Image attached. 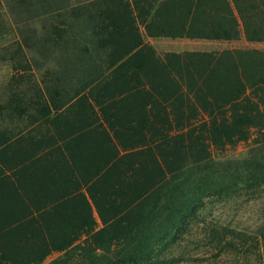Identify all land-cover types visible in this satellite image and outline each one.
I'll return each instance as SVG.
<instances>
[{"label": "rangeland", "instance_id": "1", "mask_svg": "<svg viewBox=\"0 0 264 264\" xmlns=\"http://www.w3.org/2000/svg\"><path fill=\"white\" fill-rule=\"evenodd\" d=\"M191 2H165L151 17L153 0H118L114 4L92 0L76 16L80 25L73 27L75 34L65 44L42 43L50 30L39 25L35 13L30 22L26 20L31 27L23 23L26 16L14 17L20 22L19 31L30 38L29 45L18 33L0 30V113L6 107L13 116L11 108L28 106L22 94L32 92L37 103L29 106V114L35 115V109L45 108L38 93L44 90L56 107L69 104L68 129L72 135L82 133L69 141L70 184L63 166L47 194L43 189L31 190L29 204L7 185L0 167V226L8 220L21 219L28 225L62 227L69 221L79 225L85 218L82 193L87 195L91 190L111 194L113 183L123 171L139 160L151 161L148 153H131L136 150L162 148L161 155L175 160L178 167L185 163L207 164L210 156L214 160L246 157L257 130H252L245 141L238 132L227 139L210 129V73L202 72L208 69L211 52H264V42H248L243 35L231 41L210 39V22L213 19L220 24L216 19L225 15L224 6L217 0H208L203 11L191 13ZM127 5L128 9L123 8ZM99 9L106 11L105 19L113 21V32L96 30L104 18L98 15ZM29 30L36 33L29 35ZM133 48L139 55L127 60L128 50ZM200 78L203 81L199 83ZM216 94L219 102L226 98L225 92ZM1 116L3 111L0 121ZM18 118L13 116L12 120ZM4 129L5 126L0 131V143L5 140ZM108 131L114 132V139L107 137ZM122 155L123 160H114ZM113 161L115 164L107 172ZM195 167L189 168L187 175H195ZM202 173L210 175V164ZM257 196L248 201L239 196L226 204L212 203L207 191L201 217L183 227L180 234L184 261L179 264L263 263L264 243L261 247L257 244V233L264 226V205ZM89 202L96 227L101 228L96 208ZM213 221L219 223L218 229L224 227L228 240L233 237V242L240 245L224 247L223 253L214 251L210 244ZM60 254L52 252L40 264H48Z\"/></svg>", "mask_w": 264, "mask_h": 264}, {"label": "trees", "instance_id": "2", "mask_svg": "<svg viewBox=\"0 0 264 264\" xmlns=\"http://www.w3.org/2000/svg\"><path fill=\"white\" fill-rule=\"evenodd\" d=\"M91 1L0 0V30L10 29V32L18 33L19 38L29 45L30 38L19 31L20 22L14 17L26 16L23 23L29 27L26 20L30 22L35 13L39 25L50 30L42 43L65 44L75 34L73 27L80 25L76 16ZM171 1L153 0L150 16H155L165 2ZM217 1L224 6L226 13L217 19L212 14L220 24L212 19L210 39L231 41L243 35L248 42H264V0ZM109 2L114 4L118 0ZM207 2L192 0L191 13L203 11ZM112 12L115 14L114 8ZM98 13L104 17L106 11L99 9ZM113 29V21L104 17L96 30L107 33ZM27 33L34 35L36 31ZM135 49L128 50L127 60L139 55ZM206 73H210V129L227 139L238 132L245 141L252 130H257V138L252 141L245 158L214 160L210 156L207 163L210 164V175H207L202 173L207 165L205 162L185 163L178 167L175 160L161 155L162 148L131 152L141 156L148 153L151 161L143 163L139 160L123 171L113 183L111 194L91 190L87 195L82 193L85 218L79 225L73 221L62 227L39 223L28 225L25 219L3 223L0 226V264H40L52 252L61 254L48 264H179L184 261V254L180 253V234L183 227L201 217L205 205L202 200L207 191H210L212 203L226 204L229 199L239 196L248 201L257 194L256 199L262 200L264 205V52H211L208 69L202 74ZM202 81L200 78L199 83ZM217 92H225L223 96L226 98L219 102L215 96ZM143 150L147 151L143 153ZM124 157L118 156L114 160H123ZM193 166H196L195 175H187ZM89 200L96 208L101 228L96 227ZM262 220L264 225V216ZM218 227L217 221L210 222V244L214 251L223 253L224 247L237 248L240 245L233 242V237L228 240L224 227ZM257 239L261 247L264 226L260 227ZM262 251L261 264H264L263 246Z\"/></svg>", "mask_w": 264, "mask_h": 264}, {"label": "crops", "instance_id": "3", "mask_svg": "<svg viewBox=\"0 0 264 264\" xmlns=\"http://www.w3.org/2000/svg\"><path fill=\"white\" fill-rule=\"evenodd\" d=\"M37 82V86L40 88V80ZM42 91L40 90L38 93L42 96L41 101L45 108L42 109L41 106L38 109L39 114L35 109L36 116H30L29 106L37 102L32 99V92L30 94L23 93L22 101L27 102L28 106L11 108L14 111L13 116L19 118L13 121V116L8 113L5 107L2 110L4 116H1L2 121H0V131L3 130V126L6 127L4 129L5 140L0 143V167L5 172L4 177L7 185L12 187L16 191V195L21 197L20 200L26 204L30 203L29 196L34 188L43 189V193L47 194V188L54 187V176L63 166L67 172V184H70L71 152L69 141L82 134L75 132L72 135L68 129L71 119V114H68L69 104L56 107L49 92ZM94 117L97 122L96 116ZM107 134L108 138L114 139V132L108 131ZM53 201L54 199L51 200V203Z\"/></svg>", "mask_w": 264, "mask_h": 264}]
</instances>
